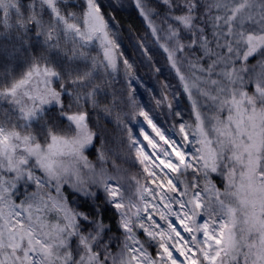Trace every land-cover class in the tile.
<instances>
[{
    "label": "snow or ice",
    "instance_id": "obj_1",
    "mask_svg": "<svg viewBox=\"0 0 264 264\" xmlns=\"http://www.w3.org/2000/svg\"><path fill=\"white\" fill-rule=\"evenodd\" d=\"M0 264H264V0H0Z\"/></svg>",
    "mask_w": 264,
    "mask_h": 264
}]
</instances>
